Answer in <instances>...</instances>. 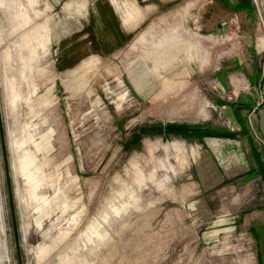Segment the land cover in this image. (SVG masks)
<instances>
[{"label":"rangeland","instance_id":"rangeland-1","mask_svg":"<svg viewBox=\"0 0 264 264\" xmlns=\"http://www.w3.org/2000/svg\"><path fill=\"white\" fill-rule=\"evenodd\" d=\"M191 2L0 0V264H255L259 235L240 219L264 203V167L203 193L195 134L164 133L227 122L213 81L186 79L187 94L171 104L133 91L132 69L145 60L161 89L176 60H209L201 69L211 72L240 47L227 30L194 31ZM109 11L149 18L102 56L96 40ZM251 135L253 160L264 164Z\"/></svg>","mask_w":264,"mask_h":264},{"label":"crops","instance_id":"crops-1","mask_svg":"<svg viewBox=\"0 0 264 264\" xmlns=\"http://www.w3.org/2000/svg\"><path fill=\"white\" fill-rule=\"evenodd\" d=\"M191 1L190 4L198 8L196 13H199L201 19L194 31L210 33L218 30L225 36V30H227V34L237 35L240 47L235 53L231 52L228 57H225L221 67L212 70V73L207 69L204 71L201 69L202 65L206 66V63L208 67H211L209 60L208 62L203 60L202 64L200 60L187 57L176 60L177 62L167 66L161 73L164 76L163 80L168 79L161 89H159L160 73H157L158 70L153 66L148 68L149 63L145 60L144 68H139L138 63L132 69L133 91H136L142 98L151 97L150 99L158 93V96L170 98L169 103L171 104L177 96H180L178 100H181L187 94L186 86L182 92L183 82L185 83L186 79L190 83L206 79L213 81L210 95L216 107L219 109L227 107V110L222 112L227 122L217 128L210 124H203L223 133L219 136L199 138L194 143L200 147L198 151L192 150L191 153L195 164L192 172L199 179L200 190L205 193L228 180L241 182L246 178H251L250 181L256 179L258 177H255L256 172L264 167L260 161L254 162L253 160L254 140L247 127V116L256 107L259 99V86L264 82V77L260 78L258 73L259 71L264 73V9L256 0ZM110 13L109 11L105 14V23L100 28L101 37L96 40V50L102 56L113 55L125 47L129 39L131 40L136 24L140 22L142 25L149 18L145 15L135 17V19H128V17L119 19L116 11L111 15ZM142 39L145 41L146 38L142 37ZM137 76L140 77L139 81H135ZM226 96H232L230 103L225 102ZM189 98L191 97L185 100ZM199 109L201 111L198 114L202 112L200 116L205 119L204 109L200 105L197 110ZM257 115L258 112L251 117L255 127H257ZM244 211L248 213H243ZM244 211L241 213L243 215L240 221L247 215L248 219L251 218V221H247L248 230L254 235H259L252 248L256 258L255 264H264V203H258L256 208Z\"/></svg>","mask_w":264,"mask_h":264},{"label":"trees","instance_id":"trees-1","mask_svg":"<svg viewBox=\"0 0 264 264\" xmlns=\"http://www.w3.org/2000/svg\"><path fill=\"white\" fill-rule=\"evenodd\" d=\"M138 130L140 132H146V129L144 127L143 128H139ZM164 131H165L164 132L165 135L166 134L167 135L168 134L175 135V137H178L179 139L180 138L183 139V138L188 137V135H186L185 133L189 132L190 134H195V138H197V140L199 138H202V137L219 136V134L223 133L221 131L211 129L209 127H203V126H200V125L190 127V126H188L186 124H182V125L181 124L168 125V126H166ZM257 131L259 133L258 126H257ZM261 138H262V136H261Z\"/></svg>","mask_w":264,"mask_h":264},{"label":"built area","instance_id":"built-area-1","mask_svg":"<svg viewBox=\"0 0 264 264\" xmlns=\"http://www.w3.org/2000/svg\"><path fill=\"white\" fill-rule=\"evenodd\" d=\"M259 92H260V96H259V99H258V101H257V104H256V107L251 111V113L247 116V127H248V129H249V131H250V133H252L253 134V136L256 138V139H258V141L260 142V143H262L263 145H264V140L261 138V135H260V137H258L257 136V134H256V132H255V130L256 129H254V123H253V118H251L255 113H259V110H260V108L263 106V104H264V83L263 84H261L260 86H259ZM228 98V100H232V96H229V97H227ZM259 134V133H258Z\"/></svg>","mask_w":264,"mask_h":264},{"label":"water","instance_id":"water-1","mask_svg":"<svg viewBox=\"0 0 264 264\" xmlns=\"http://www.w3.org/2000/svg\"><path fill=\"white\" fill-rule=\"evenodd\" d=\"M258 130L264 140V104L258 113Z\"/></svg>","mask_w":264,"mask_h":264}]
</instances>
